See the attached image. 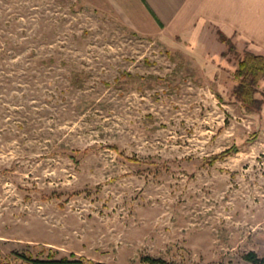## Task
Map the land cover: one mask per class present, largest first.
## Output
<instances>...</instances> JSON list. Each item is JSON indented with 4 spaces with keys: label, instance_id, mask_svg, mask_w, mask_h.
Here are the masks:
<instances>
[{
    "label": "rangeland",
    "instance_id": "obj_1",
    "mask_svg": "<svg viewBox=\"0 0 264 264\" xmlns=\"http://www.w3.org/2000/svg\"><path fill=\"white\" fill-rule=\"evenodd\" d=\"M220 33L140 34L98 0H0V263L264 256V82L245 110L249 47Z\"/></svg>",
    "mask_w": 264,
    "mask_h": 264
},
{
    "label": "crops",
    "instance_id": "obj_2",
    "mask_svg": "<svg viewBox=\"0 0 264 264\" xmlns=\"http://www.w3.org/2000/svg\"><path fill=\"white\" fill-rule=\"evenodd\" d=\"M98 1L108 3L140 34L193 40L213 25L236 41L246 43L250 51L264 54V0Z\"/></svg>",
    "mask_w": 264,
    "mask_h": 264
},
{
    "label": "trees",
    "instance_id": "obj_3",
    "mask_svg": "<svg viewBox=\"0 0 264 264\" xmlns=\"http://www.w3.org/2000/svg\"><path fill=\"white\" fill-rule=\"evenodd\" d=\"M219 38L222 42H227L230 47L235 49V45L231 43V40H228L223 32L220 33ZM238 61V67L233 73L236 83L232 89V93L245 110L249 112L258 111L261 109L262 100L256 94L259 92L260 82L264 80V54H258L250 50L244 51ZM245 258L255 264H264V256H259L254 251L246 253ZM17 261L15 264H111L102 261H87L78 257L69 258L67 256L55 258L51 255L42 258L28 252L18 254ZM143 261L146 264H178L174 261L152 256L144 257Z\"/></svg>",
    "mask_w": 264,
    "mask_h": 264
}]
</instances>
